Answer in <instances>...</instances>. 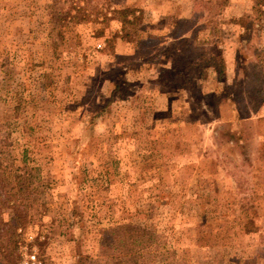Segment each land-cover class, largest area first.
Segmentation results:
<instances>
[{"label": "rangeland", "instance_id": "obj_1", "mask_svg": "<svg viewBox=\"0 0 264 264\" xmlns=\"http://www.w3.org/2000/svg\"><path fill=\"white\" fill-rule=\"evenodd\" d=\"M253 4L0 0V223L20 214L19 264L130 253L125 229L104 240L122 224L155 232L167 261L264 264ZM118 80L137 85L110 104Z\"/></svg>", "mask_w": 264, "mask_h": 264}, {"label": "trees", "instance_id": "obj_2", "mask_svg": "<svg viewBox=\"0 0 264 264\" xmlns=\"http://www.w3.org/2000/svg\"><path fill=\"white\" fill-rule=\"evenodd\" d=\"M253 2V12H256L259 17L264 18V0H253ZM122 12L124 13L122 16L123 30L125 32V36H130L131 32L126 25L132 26L136 24V21L129 20L126 15L133 13V11L127 9ZM214 67L216 68L218 76L223 79L225 76L226 66L224 58L221 55L217 57ZM136 85V83L132 82H122L121 80L116 81L114 84L115 88L112 92V98L110 99V104L117 100H123L124 97H126L119 94L123 90L128 92L126 95H131L134 92L133 88ZM128 89H131L133 92H129ZM110 104L108 103L107 106L103 107L93 116L96 117L98 114L110 109L112 106H110ZM7 201L9 204H4L5 206L3 205V207L13 208L14 210L18 207L12 204L10 200ZM18 216L11 218L8 221L2 220L0 223V264H19L23 256V252L20 250V243L24 237V232H19V229H22V225L18 223L20 214H18ZM250 225H255L253 218L251 221L249 219L246 223L241 224L245 230L244 232H252L249 228ZM255 227L259 228L260 226L258 225ZM124 229L125 237L121 239V241L125 244L131 245L130 253H118L112 255L100 254L98 256L80 254L77 264H188V262L181 263V260L167 261L164 259L162 253L160 254L161 256L157 255V252L154 250V246L155 244L161 245V243L156 242L158 239L157 234L151 231L148 227L136 230L137 228L131 224L118 225L114 228L112 227L109 231L103 230V236H105L104 240H108V236L110 235L121 237L118 231ZM110 245L111 243L108 242L107 248H110Z\"/></svg>", "mask_w": 264, "mask_h": 264}, {"label": "built area", "instance_id": "obj_3", "mask_svg": "<svg viewBox=\"0 0 264 264\" xmlns=\"http://www.w3.org/2000/svg\"><path fill=\"white\" fill-rule=\"evenodd\" d=\"M21 264H26V263L24 262V263H21Z\"/></svg>", "mask_w": 264, "mask_h": 264}]
</instances>
